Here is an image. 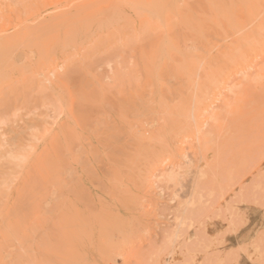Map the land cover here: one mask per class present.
<instances>
[{
    "label": "rangeland",
    "instance_id": "1",
    "mask_svg": "<svg viewBox=\"0 0 264 264\" xmlns=\"http://www.w3.org/2000/svg\"><path fill=\"white\" fill-rule=\"evenodd\" d=\"M262 3L0 0V264H264Z\"/></svg>",
    "mask_w": 264,
    "mask_h": 264
},
{
    "label": "bare ground",
    "instance_id": "2",
    "mask_svg": "<svg viewBox=\"0 0 264 264\" xmlns=\"http://www.w3.org/2000/svg\"><path fill=\"white\" fill-rule=\"evenodd\" d=\"M176 1H177V0H176ZM241 5H243V4H241ZM234 7H235V6H234ZM245 7H246V6H245ZM228 11H229V10H228ZM228 11H227V12H228ZM201 28H202V27H201ZM192 32H193V31H192ZM243 32H245V31H243ZM193 33H194V32H193ZM202 36H203V34H202ZM204 38H205V37H204ZM222 38H223V37H222ZM213 39H214V38H213ZM256 41H258L257 38L251 40V43L254 44V43H256ZM219 42H222V41H219ZM222 43H223V42H222ZM246 43H247V42H246ZM249 44H250V43H249ZM54 47H55V46H54ZM194 48H195V47H194ZM194 48H193V49H194ZM53 51H54V50H53ZM179 52H180V51H179ZM228 53H229V52H228ZM206 54H207V53H206ZM181 55H182V53H181ZM214 56H216V55H214ZM201 58H202V57H201ZM198 59H199V58H198ZM10 60H11V59H10ZM196 61H197V60H196ZM233 61H235V60H233ZM189 62H190V61H189ZM235 62H236V61H235ZM187 63H188V61H187ZM239 65H240V64H239ZM244 68H245V67H244ZM197 70H199V69H197ZM197 70H194V71H197ZM263 71H264V70H263ZM198 72H199V71H198ZM198 72H197V73H198ZM195 84H196V83H195ZM233 85H234V84H233ZM202 93H203V92H202ZM234 95H235V94H234ZM203 96H204V94H203ZM212 96H213V95H212ZM206 98H207V97H206ZM213 98H214V97H213ZM232 100H233V99H232ZM214 101H215V100H214ZM192 109H193V108H192ZM235 109H236V108H235ZM236 110H237V109H236ZM191 117H192V115H191ZM213 121H214V119H213ZM214 122H215V121H214ZM221 122H222V121H221ZM214 126H215V125H214ZM237 133H240V132H237ZM50 134H51V133H50ZM60 135H61V134H60ZM60 135H59V136H60ZM46 137H48V135H47ZM79 137H80V136H79ZM48 138H49V137H48ZM81 138H82V137H80V139H81ZM88 139H89V138H88ZM43 140H44V139H43ZM85 140H86V139H85ZM40 141H41V140H40ZM40 141H39V142H40ZM44 141H47V140H44ZM63 141H64V140H63ZM86 141H87V140H86ZM47 142H48V141H47ZM61 142H62V141H61ZM37 143H38V142H37ZM64 143H65V142H63V144H64ZM42 144H43V141H42ZM63 144H62V145H63ZM37 147H38V145H37ZM40 147H41V146H40ZM37 150H38V149H37ZM39 151H40V150H39ZM64 153H65V152H64ZM5 155H6V154H5ZM8 155H9V154H8ZM81 156H82V155H81ZM83 156H84V154H83ZM12 157H13V156H12ZM12 157H11V158H12ZM11 158H10V159H11ZM13 158H14L13 161H15V159H17V158H15V157H13ZM13 158H12V159H13ZM21 158H22V157H21ZM30 158H32V157H30ZM10 159H9V161H11ZM70 159H71V158H70ZM70 159H69V160H70ZM29 160H30V159H29ZM64 160H65V159H64ZM13 161H12V162H13ZM30 161H31V160H30ZM70 161H71V160H70ZM79 162H81V161H79ZM4 163H5V162H4ZM20 163H21V162H20ZM75 163H76V162H75ZM5 164H6V163H5ZM27 164H28V162H27ZM29 164H30V163H29ZM78 164H79V163H78ZM70 165H71V164H70ZM75 165H76V164H75ZM15 167H16V166H15ZM26 167H27V165H26ZM129 167H130V166H129ZM13 169H14V168H13ZM13 169H11V170H13ZM18 169H19V168H18ZM15 170H16V169H15ZM25 170H26V169H25ZM42 170H43V169H42ZM21 171H22V170H21ZM40 171H41V170H40ZM66 171H67V170H66ZM76 172H77V171H76ZM82 172H83V170H82ZM84 172H85V171H84ZM84 172H83V173H84ZM86 172H87V171H86ZM70 174H71V173H70ZM93 174H94V173H93ZM65 175H66V174H65ZM86 175H87V174H86ZM88 175H89V174H88ZM92 176H93V175H92ZM22 177H23V176H22ZM22 177H21V178H22ZM48 180H49V179H48ZM13 183H14V182H13ZM10 185H12V184H10ZM75 186H76V185H75ZM52 187H53V186H52ZM14 189H15V187H14ZM87 189H88V188H87ZM5 191H6V190H5ZM52 191H53V190H52ZM46 193H47V192H46ZM52 193H53V192H52ZM54 194H55V193H54ZM51 196H52V195H51ZM51 196H50V198H53V197H51ZM15 209H16V208H15ZM4 210H5V209H4ZM10 212H11V211H10ZM12 212H13V211H12ZM2 214H3V213H2ZM2 214H1V215H2ZM15 215H16V213H15ZM10 216H11V214H10ZM13 216H14V215H13ZM1 218H2V217H1ZM1 218H0V220H1ZM13 218H14V217H13ZM13 223H14V222H13ZM13 240H14V239H13ZM15 242H16V241H15ZM3 243H5V242H3ZM37 243H38V242H37ZM0 244H1V241H0ZM23 244H24V243H23ZM32 244H33V242H32ZM1 245H3V244H1ZM1 245H0V248L2 247ZM17 245H18V244H17ZM24 245H25V244H24ZM33 245H34V244H33ZM8 246H9V244H8ZM5 247H6V246H5ZM32 247H33V246H32ZM6 248H7V247H6ZM19 248H20V247H19ZM28 248H29V247H28ZM8 249H9V248H8ZM10 249H11V244H10ZM23 249H24V248H23ZM12 250H13V249H12ZM15 250H17V249H15ZM0 251H1V250H0ZM3 251H4V248H3ZM20 251H21V248H20ZM24 251L26 252L27 250H24ZM29 251H31V250H29ZM32 251H33V250H32ZM32 251H31V253H30V252H27V253H29V254L31 255V254H32ZM7 252H8V251H7ZM13 252H14V250H13ZM21 253H22V255H21V260L24 261V257H22L24 252L22 251ZM10 254H11V252H10ZM15 254H16V251H15L14 255H15ZM4 255H5V254H4ZM14 255H13V256H14ZM16 255H17V254H16ZM18 255H19V254H18ZM18 255H17V256H18ZM17 256H14V257L16 258ZM24 256H26V255H24ZM32 256H34V255H32ZM18 257H19V256H18ZM18 257L16 258V260H18V259L20 258V257H19V258H18ZM8 258H9V257H8ZM22 258H23V259H22ZM25 258H27V257H25ZM6 259H7V258H6ZM11 259H12V258H11ZM11 259H10V260H11ZM34 259H35V258H34ZM35 260H37V259H35ZM1 261H2V260H1ZM4 261H5V260H4ZM4 261H3V262H4ZM18 261H19V260H18ZM33 261H34V260H33ZM39 261H40V260H39ZM3 262H2V263H3ZM36 262H38V261H35V263H36ZM9 263H10V262H9ZM26 263H28L27 260H26ZM30 263H33V262H30ZM10 264H12V263H10ZM13 264H14V262H13ZM17 264H18V263H17ZM24 264H25V262H24ZM36 264H37V263H36Z\"/></svg>",
    "mask_w": 264,
    "mask_h": 264
},
{
    "label": "snow or ice",
    "instance_id": "3",
    "mask_svg": "<svg viewBox=\"0 0 264 264\" xmlns=\"http://www.w3.org/2000/svg\"><path fill=\"white\" fill-rule=\"evenodd\" d=\"M18 7L17 5H12V4H0V12L6 13L8 9L10 8H16ZM262 10H264V3L261 4ZM55 75V73H53Z\"/></svg>",
    "mask_w": 264,
    "mask_h": 264
}]
</instances>
